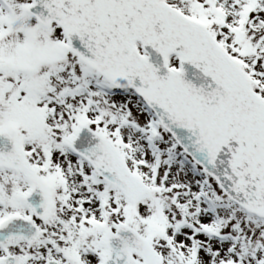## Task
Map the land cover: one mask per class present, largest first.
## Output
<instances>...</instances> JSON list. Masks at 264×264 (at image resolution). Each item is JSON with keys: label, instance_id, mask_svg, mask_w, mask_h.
Instances as JSON below:
<instances>
[{"label": "snow or ice", "instance_id": "obj_1", "mask_svg": "<svg viewBox=\"0 0 264 264\" xmlns=\"http://www.w3.org/2000/svg\"><path fill=\"white\" fill-rule=\"evenodd\" d=\"M0 264H264V0H0Z\"/></svg>", "mask_w": 264, "mask_h": 264}]
</instances>
